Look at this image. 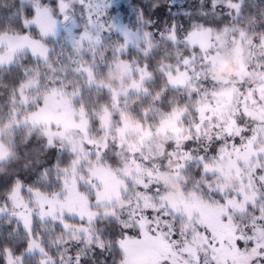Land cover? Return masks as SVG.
Wrapping results in <instances>:
<instances>
[{
    "label": "snow or ice",
    "instance_id": "1",
    "mask_svg": "<svg viewBox=\"0 0 264 264\" xmlns=\"http://www.w3.org/2000/svg\"><path fill=\"white\" fill-rule=\"evenodd\" d=\"M130 4L0 0V264H264V0Z\"/></svg>",
    "mask_w": 264,
    "mask_h": 264
},
{
    "label": "rangeland",
    "instance_id": "2",
    "mask_svg": "<svg viewBox=\"0 0 264 264\" xmlns=\"http://www.w3.org/2000/svg\"><path fill=\"white\" fill-rule=\"evenodd\" d=\"M121 0H119L120 2ZM233 49H231V53L233 54V58H230L232 61L231 62H227V64L229 66H233L230 70L228 71V77L225 78L224 76L220 77L219 81H224L229 79L230 77H239L244 75V72L242 71L243 65L245 64L246 59L248 58L247 55L249 54V52L244 49V46L242 44L239 43V41H237L235 44H233ZM225 50V49H224ZM228 57H225L224 54L222 52H220L216 57H215V61L214 64L212 65V67H210L211 71L218 73L217 71V67L216 64L218 65L219 63H222V61L227 60ZM235 63V64H234ZM107 74V79L109 82L104 83L106 84L108 87H110L114 92H119L122 90L123 87L126 86V81H128L130 79V77L126 76L125 73L120 70V69H113L111 71H106ZM232 167V165L226 164L225 166V170L221 173L222 177H225L228 179V183L231 182V180L233 179V172L230 170ZM165 179H167V181L170 182L169 184V189H170V185H174V179L171 178V176H163ZM177 186V189L175 191H171V190H167L165 192V195H167L169 198L173 199V200H179L182 199L183 194L180 191V185L179 184H175ZM101 211L103 212L104 209L102 208Z\"/></svg>",
    "mask_w": 264,
    "mask_h": 264
},
{
    "label": "trees",
    "instance_id": "3",
    "mask_svg": "<svg viewBox=\"0 0 264 264\" xmlns=\"http://www.w3.org/2000/svg\"><path fill=\"white\" fill-rule=\"evenodd\" d=\"M120 4L122 5L121 8H113L112 11L115 12V13H117L118 15H122L124 17L125 22H128L130 20H134V17L132 15V7H131V4H130V0H121L120 1ZM124 8H127V12L124 11ZM226 41H228L229 43H228V46L225 48V50L222 51V53L224 54L225 57H228V59L227 60H224V61H222V63H219L218 64V65H220V71H218V73L211 71V69L209 68V76L212 79H215V80H218V81H219L220 77L223 76L222 75V72H223L224 69L230 70L234 66V65L233 66H229L227 64V62H231L232 61L230 58H233V54H230L231 51H232L231 49H233V47H234L233 44L230 43L232 41V34L231 33H229L227 35ZM242 45L244 46V49H246L249 52V49L247 48L246 43L245 44H242ZM247 57L248 58L246 59V61L250 58L249 57V54L247 55ZM218 65L216 64V66H214V67H217ZM210 67H212V66H210ZM107 74L108 73L105 72V74L103 75V78H102V80L100 82H104V83L109 82L108 79H107L108 78L107 77ZM244 75H245V73H244ZM2 87H4V86L3 85H0V88H2ZM5 126H6V122L4 120V114L2 112H0V129L5 128ZM9 136H10V134H6L5 139H8ZM167 167L169 169L171 168L170 165H168ZM167 175L168 176H171V172L170 171H165V172H163L161 174V177H160L162 181H165L164 188L166 190L169 189L170 182L167 181V179H165L163 176H167ZM170 178H171V181H172V177H170ZM223 179H224V181L226 183L229 182L227 178L223 177ZM175 184L176 183L174 182V185Z\"/></svg>",
    "mask_w": 264,
    "mask_h": 264
},
{
    "label": "clouds",
    "instance_id": "4",
    "mask_svg": "<svg viewBox=\"0 0 264 264\" xmlns=\"http://www.w3.org/2000/svg\"><path fill=\"white\" fill-rule=\"evenodd\" d=\"M217 71H220V65L217 66ZM222 75L227 78L228 77V71L227 69H224L223 72H222ZM171 166V165H170ZM177 189V186L176 185H171L170 186V190L171 191H175Z\"/></svg>",
    "mask_w": 264,
    "mask_h": 264
}]
</instances>
